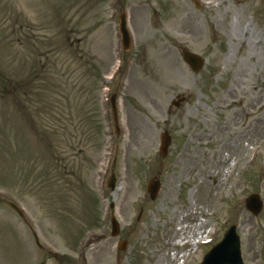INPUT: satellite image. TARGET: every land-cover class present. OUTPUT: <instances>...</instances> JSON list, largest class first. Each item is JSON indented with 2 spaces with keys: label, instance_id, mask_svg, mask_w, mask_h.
I'll list each match as a JSON object with an SVG mask.
<instances>
[{
  "label": "rangeland",
  "instance_id": "374dc122",
  "mask_svg": "<svg viewBox=\"0 0 264 264\" xmlns=\"http://www.w3.org/2000/svg\"><path fill=\"white\" fill-rule=\"evenodd\" d=\"M196 1L0 0V264H200L192 242L232 225L243 264H264V0ZM182 50L205 62L198 74ZM37 84L73 123L60 137L17 95Z\"/></svg>",
  "mask_w": 264,
  "mask_h": 264
},
{
  "label": "water",
  "instance_id": "95a60500",
  "mask_svg": "<svg viewBox=\"0 0 264 264\" xmlns=\"http://www.w3.org/2000/svg\"><path fill=\"white\" fill-rule=\"evenodd\" d=\"M121 33H122V43L124 49L129 47V38L125 30V20L124 16H121ZM183 59L189 65V67L194 71L198 72L203 62L199 58L190 53L183 52ZM112 110L114 111L113 99L111 101ZM115 116V113H114ZM162 143L159 148L160 154L164 157L167 153V148L170 144V138L167 134L161 136ZM110 190H113V179L109 184ZM158 190V184L156 182L150 181L147 186V192L150 195L151 200L155 199ZM245 209L250 212L253 216H257L262 209V202L258 196H252L246 201ZM112 236H116L119 232L118 224L112 220ZM120 249H124L125 245L120 244ZM202 264H242L240 251H239V239L235 234V228H230L224 235L223 240L216 245L203 259Z\"/></svg>",
  "mask_w": 264,
  "mask_h": 264
},
{
  "label": "trees",
  "instance_id": "16d2710c",
  "mask_svg": "<svg viewBox=\"0 0 264 264\" xmlns=\"http://www.w3.org/2000/svg\"><path fill=\"white\" fill-rule=\"evenodd\" d=\"M58 54V53H57ZM77 63H81L80 60H76ZM40 86L38 85V88ZM54 94V92H53ZM28 96V94H27ZM22 97V96H21ZM34 104H33V114L36 117L38 125L40 126L41 131H47L51 134V136H55L57 138L60 137V133H64L65 129H69L73 126L71 120H68L66 126L63 125V107L60 103H56L55 101H50L47 103L45 99H43L36 91L34 94ZM67 116V115H66ZM69 116V115H68ZM79 128L80 136L82 137L81 143L85 145V139L87 136H90V130L86 129V126L77 125ZM72 140V138H71Z\"/></svg>",
  "mask_w": 264,
  "mask_h": 264
},
{
  "label": "flooded vegetation",
  "instance_id": "af4514ba",
  "mask_svg": "<svg viewBox=\"0 0 264 264\" xmlns=\"http://www.w3.org/2000/svg\"><path fill=\"white\" fill-rule=\"evenodd\" d=\"M226 125H224V127H223V129H225V131H226ZM185 153H182V154H176L175 155V157L174 158H180V159H182L183 158V155H184ZM162 186V185H161ZM192 188V187H191ZM191 188H190V190H191ZM162 192V191H161ZM211 247V246H210ZM209 247V248H210ZM194 264V263H193Z\"/></svg>",
  "mask_w": 264,
  "mask_h": 264
},
{
  "label": "bare ground",
  "instance_id": "6f19581e",
  "mask_svg": "<svg viewBox=\"0 0 264 264\" xmlns=\"http://www.w3.org/2000/svg\"><path fill=\"white\" fill-rule=\"evenodd\" d=\"M197 239H199V238H197Z\"/></svg>",
  "mask_w": 264,
  "mask_h": 264
}]
</instances>
